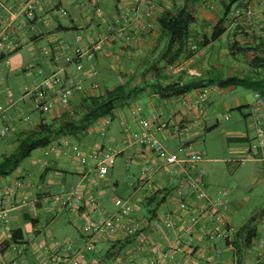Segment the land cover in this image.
I'll return each instance as SVG.
<instances>
[{
  "label": "crops",
  "instance_id": "0c3cea01",
  "mask_svg": "<svg viewBox=\"0 0 264 264\" xmlns=\"http://www.w3.org/2000/svg\"><path fill=\"white\" fill-rule=\"evenodd\" d=\"M25 1L0 0V26L3 27L10 15L14 16L15 20L7 32L21 44L27 46L32 56H38L37 59L42 61V66L31 68L35 72L31 79L32 85L62 67L67 75L74 76L85 87H89L96 80L90 74L91 69H96L101 88L124 85L128 91L133 90L131 96L118 105L115 118L106 127L105 139L100 137L99 126L94 124L80 142L71 139L70 141L76 142L84 151L108 149L116 155L115 163L118 158L124 164L135 163L143 169L144 167L148 168L146 175L142 176L146 177L138 179L136 184L132 185V191L127 199L132 203L134 209L130 219L144 218L147 220L143 233L155 244L173 248L172 258L166 261L159 259L158 264H236L232 246L225 245L219 236L211 240L203 237L205 228L211 225V211L199 215L200 218L195 224H189L191 217L199 213L198 209L204 202L196 200L193 196L187 197V204L191 210L181 213L177 208L176 199H170L178 182L179 174H166L157 157L148 149L132 144L126 133L127 131H139V118H145L152 123L170 122L169 128L158 134L159 140L170 153H174L178 158L189 157L187 150H191L202 132L207 130L205 119L210 117L213 110L218 107L228 108V103L225 102L222 105V98L226 95L225 90L232 89L215 88L209 93L206 102L202 105L203 113H200L198 105H195V99L202 89L197 87L187 90L186 88L188 82L194 79L191 72L205 77L214 74L215 69L224 65L228 67L230 74H246L242 59L229 54L228 40L225 45H221L219 48L214 47L215 43H210L202 48H199L196 43H192L190 46L192 52L182 53L172 64H169L174 67L179 66L180 70L177 72L166 75L168 65L161 63L159 65L160 75L154 71H148L143 75L142 71L147 68L146 62L153 60L158 55L164 41H160L159 30L154 21L155 17L150 20L141 17L140 20L133 18L123 37L107 41L95 54L92 61H83V72L77 73L73 64H67L65 61L69 50L77 46H86L89 36L113 33L120 27L118 25L122 23V15L134 5V0H43L36 4L35 17L30 24L21 25L19 15ZM175 1L178 4L177 0ZM245 3L252 5L258 15L251 19L244 18L245 22H241L243 27L240 28L239 25V29L229 24L227 36L231 34L229 40L255 47L259 38L264 39V7L261 0H245ZM171 5L172 0H158L154 15H158L163 8ZM239 8L244 7L240 6ZM96 9L100 10L99 14ZM219 9L218 4L214 2L206 7L204 5L196 7V17L201 22L197 32L210 34L220 17ZM61 11H65L66 15H62ZM139 13H143L142 5H139ZM143 24L146 25L145 31L141 29ZM27 28L33 30L32 36L25 34L24 29ZM77 35L82 39L79 45L75 42ZM194 47L195 49H193ZM131 63L134 64V67L130 66ZM113 77L117 78L115 82L112 80ZM20 86L21 83L14 78H5L0 74V104L5 107V116H7L4 119L0 118V130L4 126L9 128L7 135L0 136V158L15 148L16 143L13 140L15 135L32 129L41 120H51L69 111L82 97L81 95L77 96L67 110L63 111L55 102L49 112L41 113L36 109L35 99L30 95L22 94ZM170 87H174L177 94H173L169 90ZM178 91H180L179 94ZM254 94L255 91H253V98L250 101L245 97H238L235 101L240 119H234L233 125L239 127L240 122H245L252 128V134L232 127L235 132L230 133L228 139L236 141L238 146L232 148L227 161L235 163L260 162L263 165L264 174V163L249 149L256 138L252 115L255 102ZM141 98L146 101L144 105L139 103L138 99ZM138 106L141 108V112L133 115L132 112ZM244 108H246L245 112H243ZM34 115H36L35 118ZM259 118L264 128V111L259 115ZM225 119H229V116H226ZM180 122L188 125L187 135L181 131L175 133V127ZM42 156L30 157L11 175L0 177V190L10 187L13 191V194L8 197L10 206L8 228L3 227L0 222V245L4 243L11 245L14 243V238L18 239L19 243L26 245L25 249L18 253H13L11 248H7L3 253L0 251V264H11L12 261H16L17 264H44L46 257L43 247L59 250L68 242L79 247L82 244L81 227L84 223L98 219L99 212L104 215L115 213L113 199L118 197L109 198L107 186L104 184L114 166L109 169L105 177L99 179L93 165L81 164L67 148L50 155L42 153ZM201 158V162L187 164L179 172L182 173V170H185L187 174L197 171L203 173L202 189L211 202L215 204H218V201L223 202L224 207L218 206L225 212L227 227L235 231L247 221L241 226H236L234 222L236 210L230 204L232 191L229 187L221 184L224 180L222 173L210 165L219 160L203 159L202 156ZM17 180L22 182L19 188L14 186ZM117 185L118 183L115 182L114 186ZM70 186H75L83 195L94 198L97 209L83 205L73 210L61 208L49 210L48 200L53 198L61 187ZM150 187L154 189V192H150ZM219 190L224 191V194L218 195ZM157 191L169 193L166 195L164 203L154 213H149L148 211L152 210L153 206L146 204L145 198L151 197ZM262 210L264 209L256 210L252 216L262 213ZM165 217L174 220L173 228L167 229L160 226ZM155 219L159 220L158 227H154L152 224ZM255 224L257 237L252 246L256 247L257 251L254 253L244 251L239 264L264 262V246L260 244L264 240V217ZM187 226L195 242L190 254L189 252L182 254L176 250V243L182 233V227L187 228ZM72 230L76 231L77 235H74ZM125 240L122 233L119 232L106 239H99L96 246L106 245L103 256L114 259L111 254L117 252V245ZM96 246L94 252L86 253L81 257V264H100L101 257H97L99 250L96 249ZM155 256L153 249L137 248L131 242L119 250L113 263L122 261L129 264L132 261Z\"/></svg>",
  "mask_w": 264,
  "mask_h": 264
},
{
  "label": "built area",
  "instance_id": "2783aa9c",
  "mask_svg": "<svg viewBox=\"0 0 264 264\" xmlns=\"http://www.w3.org/2000/svg\"><path fill=\"white\" fill-rule=\"evenodd\" d=\"M8 1V0H5ZM43 0H26L22 6L19 15V22L21 25H27L35 17L36 4ZM158 0H134L129 10L122 15L123 26L116 29L113 33H106L105 35L89 36L87 37L86 46H77L69 50V55L65 58L67 64H73L77 73H82L84 66L83 61H92L95 58V54L98 53L107 41L115 38H121L125 34L126 28L130 25L133 18L140 20L142 17L145 20H150L154 17V13L157 9ZM139 5L143 6V13H139ZM62 15H66L65 11H61ZM99 14L100 10L96 9ZM258 15L251 5H247L243 10L235 9L233 18L234 24L241 23L243 18L251 19L253 16ZM15 17L10 15L6 22L0 26V52L12 53L21 47V43L13 38L7 31L12 26ZM146 25H142V30H146ZM81 37L76 36L75 42L81 44ZM71 51V52H70ZM180 70L179 66L170 65L166 69V74L175 73ZM90 74L96 79L89 87H85L74 76L67 75L65 69L59 67L56 72L49 75L42 81L34 83L31 87H25V95L32 96L36 101V109L41 113L49 112L54 103L57 102L59 108L63 111L67 110L76 99L77 96H90L101 88L98 82V72L96 69H91ZM192 76H200L198 73L191 72ZM211 89H203L195 99V105H198V110L203 113L202 105L206 102L207 97ZM255 102L252 108V115L254 118V126L256 131V138L250 145V152L256 154V156L264 163V128L261 125L259 115L264 111V96L259 92L254 94ZM6 109L0 104V118H7L5 116ZM141 108L135 107L132 112L133 115L139 114ZM111 119L105 117L97 122L99 126L100 135L105 138L104 130L110 124ZM139 131H127V137L129 141L141 147H144L151 151L159 160L161 168L166 174L171 175L179 174L178 182L170 199H176L177 208L181 213H187L191 210V207L187 204V197L193 196L196 200L203 201L204 204L199 207V213L191 217V223L195 224L200 218L199 215L212 212L211 225L205 228L203 237L211 240L216 236H219L222 240L229 237L232 229H229L226 224V217L224 210L220 209L218 205L223 206L222 201H218L215 204L210 201L207 194L202 189L203 185V173L197 171L193 174H187L185 170L182 173L181 169L187 166V164H195L202 161L199 154H192L189 157L183 159L178 158L174 153H170L161 143L158 138V134L166 131L170 122L152 123L145 118L138 119ZM175 127V133L178 131L187 135L189 127L186 123L180 122ZM9 131L8 126H4L0 130V136L4 137ZM65 148L71 150L73 156L84 165H93L96 176L100 179L107 175L109 169L115 164L116 155L108 149H99L93 151H84L80 148L76 142L70 141L67 138L61 139L59 142H53L43 150L44 155H50L56 151L64 150ZM148 168H144L142 176L146 175ZM22 182L20 180L15 181L14 186L19 188ZM150 192H154L152 187L149 188ZM13 191L8 188L0 190V222L3 227L9 226V203L8 197L11 196ZM218 195H223L224 192L219 190ZM24 205L25 202L23 201ZM83 205H88L91 208L97 209V204L94 198L85 196L80 193L75 186L61 187L57 194L48 200V209L54 210L56 208L61 209H76ZM113 205L115 207V213L104 215L99 212V217L95 221H88L81 227L82 244L80 247H75L72 243L62 246L59 250L43 247V252L46 257L44 264H81V257L86 253L94 252L96 242L99 239H106L109 236H114L117 233H122L124 238H133L132 243L137 248L153 249L155 257L149 259H141L140 261H132L129 264H158L159 259L170 260L173 255V248L163 247L155 244L150 238H148L143 230L147 225V220L144 218L130 219V215L133 212V205L129 199L114 198ZM224 207V206H223ZM154 227L159 226V220L152 221ZM175 222L170 217H165L160 226H164L167 229L173 228ZM182 233L177 239L176 250L182 254L186 252L191 253L195 239L191 234L188 226L182 227ZM189 232V233H188ZM187 237L188 239H185ZM261 245L264 246V240L261 241ZM188 255V254H187ZM260 255V254H259ZM14 264V263H13ZM116 264H125L122 261H117Z\"/></svg>",
  "mask_w": 264,
  "mask_h": 264
},
{
  "label": "trees",
  "instance_id": "16d2710c",
  "mask_svg": "<svg viewBox=\"0 0 264 264\" xmlns=\"http://www.w3.org/2000/svg\"><path fill=\"white\" fill-rule=\"evenodd\" d=\"M213 2L217 3L220 8L218 21L214 24L209 35L205 32H197L199 28L197 27L198 29H195L193 26H199L201 22L197 20L196 7L198 5H204L206 7ZM261 2L264 7V0H261ZM246 5L245 0H183L181 4H177L175 0H172L170 7H165L158 15H154V21L159 30L160 41H164V43L158 55L153 60L146 62L147 68L142 71V74L144 75L148 71H154L157 75H160L161 68L159 65L162 63L170 66L169 64H172L182 53L192 52L190 49L192 43H196L199 48L206 47L210 43H216L223 35H227L228 25L234 24L233 14L235 9L240 6L245 7ZM241 22H245L244 18ZM239 25L241 26L240 28L243 27L241 23L233 26L234 28H238ZM118 26H120L118 28H121L123 24ZM228 35L226 41L228 40L227 42L229 44V54L242 59V63L245 64L246 74H230L228 67L222 65V67L215 69L212 75L205 77H202L201 74L200 76H192L194 79L188 82L187 90L197 87L202 90L207 88L226 89L240 87L264 95V39L259 38L256 46L250 47L239 41L229 40L231 34ZM8 54L10 53L0 52V62L5 60ZM170 88L169 90L173 94H177L174 87ZM132 92L133 90L128 91L124 85L102 88L90 96H82L69 111L51 120H41L32 129L18 133L13 137L16 143L13 151L1 156L0 177L11 175L37 149H42L43 151L51 143L59 142L63 138L80 142L94 124L96 125L97 122L105 117H109L111 120L114 119L118 105L125 102L131 96ZM179 93L180 91H178ZM104 133L106 136V128ZM168 193L166 191H157L151 197L145 198L146 204L153 206L152 210L148 212L154 213L164 203ZM263 217L264 212L252 216L240 228L235 231L232 230L229 233L230 236L223 240L225 245L232 246L236 264L240 263L243 252L253 247V241L257 237L255 223ZM125 239L124 242L117 245L118 250L111 254L112 258L116 259L119 250L134 240L133 238ZM18 241V239L14 238V243L11 245L9 243L1 244V253L7 250V248H11L13 253L24 250L26 245ZM13 263L17 264L16 261L11 262V264ZM257 264H264V262H258Z\"/></svg>",
  "mask_w": 264,
  "mask_h": 264
},
{
  "label": "rangeland",
  "instance_id": "374dc122",
  "mask_svg": "<svg viewBox=\"0 0 264 264\" xmlns=\"http://www.w3.org/2000/svg\"><path fill=\"white\" fill-rule=\"evenodd\" d=\"M177 2L178 4H181L183 1L181 2L180 0H177ZM193 27L196 29L198 26L195 25ZM24 32L26 35H33V30L29 28L24 29ZM227 37L228 36L226 34L223 35L219 42L214 44V47L219 48L221 45H225ZM30 53L31 52L28 47L21 44L20 49L16 50V52L14 51V53L12 52L8 54L6 59L0 62V74L5 78H14L17 82L21 83L20 87L22 88V94H25V90L23 89L25 86H32L31 79L35 72L34 69L31 68H38L39 66H42V61L37 59L38 56H32ZM130 66L134 67V64L131 63ZM24 69L25 71H23ZM112 80L115 82L117 78L113 77ZM225 91L226 95L222 98V105L226 102L228 103V108L218 107L213 110L210 117L205 119L207 130L202 132V135L197 140V143L194 144L192 149L187 150V156L199 154L203 157V159L213 158L219 160L218 162L210 165L217 168L222 173L224 180L221 184L231 189L232 197L230 204L236 210L234 222L236 226H241L245 221H248L251 218L252 214L256 210L264 209L263 165L260 162L235 163L227 161L230 156V152H232V148L238 146L236 141H230L228 139L230 137V133L235 132L232 128L235 127L232 121L234 119H240L238 107L235 101L238 97H245L248 101L252 100L253 90L234 87L231 90L229 89ZM242 93L245 95H241ZM138 100L141 105H144L146 102L144 98ZM245 109L246 108L243 109V112H245ZM226 116H229V119L226 120ZM35 117L36 115H34V118ZM240 123L241 125L235 128L251 135L252 128L245 122ZM115 124L117 123L115 122ZM42 153V149H37L32 152L31 157H43ZM24 162H22V164H25ZM143 170V167L138 164H124L117 158L114 167L110 170L107 176V181L104 183L107 186L106 190L109 198L118 197L121 199H127L132 191V185H135L138 179L146 177H142ZM115 182L118 183L117 186H114ZM261 212L263 213L264 210ZM190 223L191 221H189V224ZM72 232L74 235H77L76 231L72 230ZM185 239L188 238L185 237ZM69 243L70 242L65 245ZM105 246H96V249L99 250V256L97 255V257H101L100 264H114V259L105 258V256H103ZM256 251L257 249L254 246L248 250L249 253H254Z\"/></svg>",
  "mask_w": 264,
  "mask_h": 264
},
{
  "label": "clouds",
  "instance_id": "9594fccd",
  "mask_svg": "<svg viewBox=\"0 0 264 264\" xmlns=\"http://www.w3.org/2000/svg\"><path fill=\"white\" fill-rule=\"evenodd\" d=\"M247 5H249V4H247ZM247 5H246V6H247ZM246 6H245V7H246ZM251 6H252V5H251ZM245 7H244V8H245ZM244 8H236V9H241V10H243Z\"/></svg>",
  "mask_w": 264,
  "mask_h": 264
}]
</instances>
